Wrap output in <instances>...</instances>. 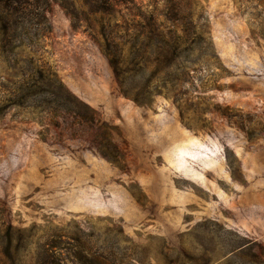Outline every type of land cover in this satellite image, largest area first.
<instances>
[{
    "label": "rangeland",
    "instance_id": "374dc122",
    "mask_svg": "<svg viewBox=\"0 0 264 264\" xmlns=\"http://www.w3.org/2000/svg\"><path fill=\"white\" fill-rule=\"evenodd\" d=\"M89 3L0 0V264H264V0Z\"/></svg>",
    "mask_w": 264,
    "mask_h": 264
},
{
    "label": "trees",
    "instance_id": "16d2710c",
    "mask_svg": "<svg viewBox=\"0 0 264 264\" xmlns=\"http://www.w3.org/2000/svg\"><path fill=\"white\" fill-rule=\"evenodd\" d=\"M36 1V0H35ZM90 3V7L94 12H105L111 9V7L118 2H122L123 0H88ZM4 5L12 10H19L18 6H21L22 4L26 3V0H2ZM149 26H150V32H158L159 25L156 23V21L151 18L149 20ZM45 81L47 82L48 90L47 94L52 96L57 100V105L59 108H62L63 111L72 112L78 117L87 120V121H93L94 118L88 117L83 114L82 110H89L86 105L81 103L80 101L76 100V98L68 91L66 88L60 84V82L57 81L55 73L52 71H49L46 75ZM31 87H34V90L36 89L35 85L32 84ZM34 95L37 93L33 91ZM54 102V101H52ZM249 243L243 244L241 247L244 249L246 246H248ZM250 245V244H249Z\"/></svg>",
    "mask_w": 264,
    "mask_h": 264
}]
</instances>
